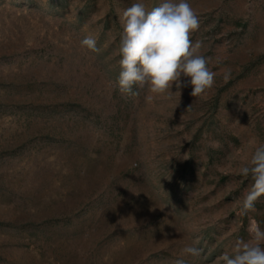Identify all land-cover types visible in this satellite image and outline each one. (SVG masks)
Wrapping results in <instances>:
<instances>
[{"label":"rangeland","instance_id":"obj_1","mask_svg":"<svg viewBox=\"0 0 264 264\" xmlns=\"http://www.w3.org/2000/svg\"><path fill=\"white\" fill-rule=\"evenodd\" d=\"M136 2L163 0H0V264H223L264 229V196L238 214L264 143V0H188L214 86L182 76L151 102L116 83Z\"/></svg>","mask_w":264,"mask_h":264},{"label":"clouds","instance_id":"obj_2","mask_svg":"<svg viewBox=\"0 0 264 264\" xmlns=\"http://www.w3.org/2000/svg\"><path fill=\"white\" fill-rule=\"evenodd\" d=\"M120 23L123 33L116 83L122 94L138 96L146 89L148 102L153 100V94L180 97L179 89L184 86L182 76L188 78L192 97H200L214 86L216 74L208 67L209 58L198 52L203 42L193 43L190 38L200 28L201 19L188 0H163L150 10L142 2L132 3L120 13ZM81 45L99 51L91 36L85 37ZM229 78L230 70H227L224 79ZM173 85L176 92L172 91ZM240 174L252 180L239 204L238 214L246 215L254 209L258 198L264 196V143L255 146L248 165L240 169ZM248 233V241L237 240L232 254L224 253L220 257L223 264H264V229L258 221L250 219ZM183 253L198 257L200 250L187 246ZM176 264H184V261L177 260Z\"/></svg>","mask_w":264,"mask_h":264}]
</instances>
